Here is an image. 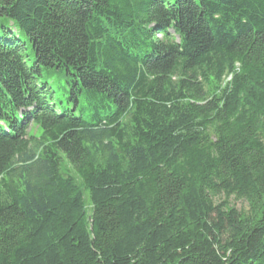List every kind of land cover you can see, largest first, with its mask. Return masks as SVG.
Here are the masks:
<instances>
[{"label": "trees", "instance_id": "trees-1", "mask_svg": "<svg viewBox=\"0 0 264 264\" xmlns=\"http://www.w3.org/2000/svg\"><path fill=\"white\" fill-rule=\"evenodd\" d=\"M0 264H264V0H0Z\"/></svg>", "mask_w": 264, "mask_h": 264}, {"label": "rangeland", "instance_id": "rangeland-1", "mask_svg": "<svg viewBox=\"0 0 264 264\" xmlns=\"http://www.w3.org/2000/svg\"><path fill=\"white\" fill-rule=\"evenodd\" d=\"M39 133H40L39 130L35 126L32 125L29 127L28 135L30 137H38ZM230 203L232 206L236 207L237 209H245L246 208V205L244 203H241V202L231 200Z\"/></svg>", "mask_w": 264, "mask_h": 264}]
</instances>
